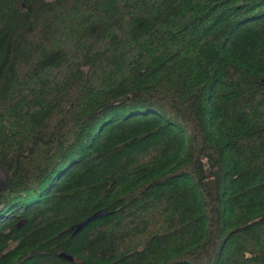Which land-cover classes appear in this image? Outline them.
Instances as JSON below:
<instances>
[{
	"label": "trees",
	"instance_id": "obj_1",
	"mask_svg": "<svg viewBox=\"0 0 264 264\" xmlns=\"http://www.w3.org/2000/svg\"><path fill=\"white\" fill-rule=\"evenodd\" d=\"M0 167V264H264V0H0Z\"/></svg>",
	"mask_w": 264,
	"mask_h": 264
},
{
	"label": "water",
	"instance_id": "obj_2",
	"mask_svg": "<svg viewBox=\"0 0 264 264\" xmlns=\"http://www.w3.org/2000/svg\"><path fill=\"white\" fill-rule=\"evenodd\" d=\"M6 187H7V178H6L4 171L0 167V191L5 190ZM104 215H107V211L106 210H99L96 213H94L93 215L84 219L83 221L73 225L72 226L73 235L79 233L84 227H86L93 220L100 218ZM59 256L63 259L68 260V261H74V257L66 254L65 252L60 253Z\"/></svg>",
	"mask_w": 264,
	"mask_h": 264
}]
</instances>
